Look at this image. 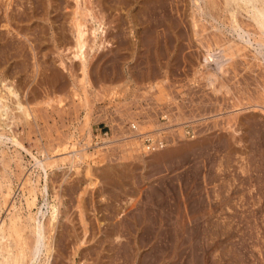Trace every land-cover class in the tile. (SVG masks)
Returning a JSON list of instances; mask_svg holds the SVG:
<instances>
[{"label": "rangeland", "instance_id": "374dc122", "mask_svg": "<svg viewBox=\"0 0 264 264\" xmlns=\"http://www.w3.org/2000/svg\"><path fill=\"white\" fill-rule=\"evenodd\" d=\"M7 1L0 0V22L3 24ZM146 1L133 3L132 13L144 14L149 5ZM184 3L179 1L181 6ZM73 4L72 0H14L9 12L17 13L19 22L12 20L8 24L12 28L0 23V31L4 32L0 34V76H6L8 85H15L17 97L31 107H28L31 114H35L22 121L18 118L16 123L11 121L12 133L35 154H39L37 149L43 144L51 156L52 148L66 140L74 125L78 127L79 135L83 136L85 131L81 121L88 111L92 139H96L92 140V145L97 142L105 146L103 149L99 147L89 158L95 184L87 185L83 168L71 170L65 163L56 175H52L53 184L50 182L47 199L44 201L39 195L38 206L47 214L49 205L46 202L52 201V193L59 189L62 195L60 215H63V223L61 220L52 264H264V108L260 106L264 104V66L252 57L253 49L246 51L249 55L236 57L234 60L237 62L230 63L229 69L221 74L219 79L226 82L227 91L214 92L206 85L202 69L197 71L204 47L187 30L179 11L171 10L172 19L177 23L175 27L181 29V36H175V28L164 29L150 26V23L148 27L141 24L135 32H131V23L126 21L130 6L127 1L87 0L85 5L92 6L98 19L103 15V23L107 27L106 41L109 40L111 45L104 43V47L88 56L91 84L87 89L89 103L84 106L72 90L77 84L80 69L78 64L71 66L72 61L67 57L71 55V49L67 47L72 45L69 20ZM191 4H188V10L192 9ZM109 5L113 7L109 9ZM38 28H41L40 33ZM3 35L11 40L4 48ZM60 57L65 58L67 69L59 64ZM33 67H36L35 70ZM31 74H34L33 77ZM127 78L128 85L122 87ZM162 78L164 80L150 87L151 82ZM219 79L216 81L218 86L221 83ZM118 85L120 89H125L119 91ZM3 86L0 82L2 92L9 93ZM42 97L49 103L36 105L34 100ZM55 97H61L60 101L48 99ZM13 100L7 98L10 107L15 104ZM235 102H239L238 106L233 105ZM14 110L19 112L15 107ZM131 119L139 121L135 122L138 130L130 128ZM239 120L242 121L239 133L244 134L245 140L236 143L231 124L236 126ZM156 124L164 127L160 136H153L164 139L163 148H142L135 152L130 150L129 144L123 147L129 141H121L122 145L120 141L107 146L100 144V137L107 141L109 137L139 133V126L142 131L154 133ZM255 124L257 126L254 127ZM5 130L10 135L11 131ZM142 141L143 145L149 146L154 142L147 137ZM0 150H4L5 160L21 155L22 162L27 164L26 170L34 163L29 153L16 148L10 141L0 144ZM11 161L18 174L20 170L15 160ZM3 166L0 160L1 181L5 179V172L9 171L8 166L6 171ZM15 188L11 194L13 198L7 204L15 202L16 209L25 212L22 191L17 185ZM7 204L0 208L1 219L7 218L13 211ZM80 212L84 213L87 235H83ZM80 238H85V241Z\"/></svg>", "mask_w": 264, "mask_h": 264}, {"label": "bare ground", "instance_id": "6f19581e", "mask_svg": "<svg viewBox=\"0 0 264 264\" xmlns=\"http://www.w3.org/2000/svg\"><path fill=\"white\" fill-rule=\"evenodd\" d=\"M14 0H8L6 2V9L4 14V21L6 25L11 27L10 22L13 20H17V13L9 12L10 5ZM38 1V0H37ZM53 1V0H52ZM60 1V0H59ZM74 2L73 9L71 12L70 25H71V33H72V45L68 46L67 49H71V55H68L71 66H76L78 64V69H80L79 75H77L76 82L73 85V93L75 96H78L80 100L83 102V105L86 106L89 101L88 98V86L91 84L89 78V60L88 56L90 53L96 49L104 47L106 44L111 43L106 41V26L104 25L103 15L98 19V17L94 14V10H92V6H86L83 0H72ZM127 1V5H130L126 14L128 15L127 23H131L129 25V30L131 32H135V29L139 27L141 24H149L150 26L156 27H167V28H175L174 30L175 36L180 34V30H177L176 21H174L173 15L171 12L172 8L176 9L180 13V19L186 23L187 30L191 33L193 37H196L204 47L202 49V55L199 57V66L197 71L204 72V77L206 80V85L210 86L214 92L220 91L222 89H228V85L226 82L222 81L220 78L221 74H224L227 69H229V64L232 62H237L234 60L238 56L249 55L246 51L253 49V58L258 59L264 66V0H182L185 2L184 6L179 4L181 0H149V5H147L146 12H144L146 18L143 20L142 15L137 14L136 12L132 13V4L137 3L138 0H125ZM144 1V0H143ZM142 1V2H143ZM21 2V1H20ZM107 2V1H106ZM113 2V1H112ZM118 2V1H117ZM140 2V1H139ZM138 2V3H139ZM140 2V3H142ZM192 2V9L188 10V4ZM40 3V2H38ZM66 3V2H65ZM116 3V2H115ZM124 3V2H123ZM20 4V3H19ZM55 4V3H54ZM26 5V4H25ZM37 5V4H36ZM90 5V4H89ZM95 5V4H93ZM108 4L106 3V7ZM190 5V6H191ZM22 6V5H21ZM116 6V5H115ZM123 6V5H122ZM113 6L109 5V9ZM16 8V7H15ZM19 8V7H18ZM105 8V7H104ZM3 9V8H2ZM71 9V8H70ZM95 9V8H94ZM108 9V8H106ZM110 11V10H109ZM112 11V10H111ZM36 12V11H35ZM34 14H37L35 13ZM117 12V11H116ZM116 12L114 14H116ZM20 13V12H18ZM97 13V12H96ZM21 14V13H20ZM108 14V13H107ZM57 15V14H56ZM126 15V17H127ZM3 16V15H2ZM38 16V14L36 15ZM22 17V15H21ZM122 17V16H121ZM120 17V19H121ZM179 17V16H178ZM51 18V17H50ZM62 18V17H61ZM3 19V18H2ZM24 19V18H23ZM22 19V20H23ZM29 19V18H28ZM179 19V20H180ZM56 20V19H55ZM53 21V20H52ZM58 21V20H57ZM61 21V20H60ZM114 21V20H113ZM16 22V23H17ZM26 22V21H25ZM122 22V20H121ZM180 22V21H179ZM23 23V22H22ZM112 23V22H111ZM125 23V22H124ZM13 25V24H12ZM20 25V24H19ZM54 25V24H53ZM122 25V23H121ZM124 25V24H123ZM60 26V25H59ZM143 26V25H142ZM147 25L146 27H148ZM24 27V26H23ZM122 27V26H121ZM3 28V27H2ZM12 28V27H11ZM26 28V27H25ZM58 28V25H57ZM145 28V27H143ZM180 28V27H179ZM182 28V27H181ZM14 29V27H13ZM11 29V30H13ZM37 29V28H36ZM41 29V28H40ZM38 28V33L39 30ZM120 29V27H119ZM124 29V28H123ZM150 29V28H149ZM1 30V27H0ZM10 30V29H9ZM15 30V29H14ZM22 30V29H21ZM33 30V29H32ZM57 30V29H56ZM66 30V29H65ZM108 30V29H107ZM121 30V29H120ZM140 30V29H138ZM169 30V31H171ZM177 30V31H176ZM184 30V29H183ZM35 31V30H34ZM41 31V30H40ZM54 31V30H53ZM111 31V30H110ZM187 31V32H188ZM10 32V31H9ZM13 32V31H12ZM11 32V33H12ZM66 32V31H65ZM116 32V31H115ZM127 32V31H126ZM137 32V31H136ZM140 32V31H139ZM149 32V31H148ZM168 32V31H167ZM178 32V33H177ZM184 32V31H183ZM2 32L0 31V34ZM4 33V32H3ZM2 33V34H3ZM8 33V31L6 32ZM172 33V32H171ZM182 33V32H181ZM10 34V33H9ZM60 34V33H59ZM113 34V33H112ZM121 34V33H120ZM16 35V34H14ZM158 35V34H157ZM186 35V34H185ZM56 36V35H55ZM62 36V35H61ZM110 36V35H109ZM112 36V35H111ZM118 36V35H117ZM146 36V34H145ZM170 36V35H169ZM181 36V35H179ZM20 37V36H19ZM31 37V36H30ZM105 37V38H104ZM137 37V36H136ZM18 38V37H17ZM15 38V39H17ZM114 39V38H113ZM122 39V38H121ZM131 39V38H130ZM133 39V38H132ZM137 39V38H136ZM3 48L10 44L11 40L9 37L3 35ZM31 40V39H30ZM111 40V39H110ZM124 40V39H123ZM150 40V38H149ZM164 40V39H163ZM15 41V40H14ZM37 41V40H36ZM172 41V39H171ZM42 42V41H41ZM122 42V41H121ZM126 42V41H125ZM149 42V41H147ZM173 42V41H172ZM187 42V40H186ZM14 43V42H13ZM17 43V42H16ZM150 43V42H149ZM159 43V42H158ZM120 44V43H119ZM122 44V43H121ZM136 44V42H135ZM174 44V43H173ZM15 45V44H14ZM186 45V43H185ZM47 46V45H46ZM56 46V45H55ZM138 46V45H137ZM2 49V45L0 46ZM58 47V45H57ZM125 47V46H124ZM144 47V45H143ZM147 47V46H146ZM189 47V46H188ZM32 48V47H31ZM59 48V47H58ZM127 48V47H126ZM151 49V48H150ZM173 49V45L172 48ZM188 49V48H187ZM30 50V49H29ZM61 50V49H60ZM154 50V49H153ZM158 50V49H157ZM166 50V49H165ZM190 50V49H189ZM146 51V50H145ZM186 51V50H185ZM191 51V50H190ZM31 52V51H30ZM42 52V51H41ZM49 52V51H48ZM144 52V51H143ZM177 52V50H176ZM11 53V52H10ZM61 53V51H60ZM138 53V52H137ZM183 53V51H182ZM182 53L181 56H182ZM13 54V53H12ZM34 54V53H33ZM166 54V53H165ZM179 54V53H178ZM8 56V55H7ZM58 56V55H57ZM30 57V56H29ZM168 56H166L167 58ZM179 57V56H178ZM248 57V56H247ZM2 58V57H1ZM30 59V58H29ZM65 59V58H64ZM63 58L60 57L59 64L62 67L67 69V64L65 63ZM176 59V58H175ZM192 59V58H191ZM2 60V59H1ZM54 60V59H53ZM77 60V61H75ZM171 60V59H170ZM238 60V59H237ZM162 61V60H161ZM49 62V61H48ZM31 63V62H30ZM35 63V61H34ZM186 63V62H185ZM184 63V64H185ZM239 63V62H238ZM11 64V63H10ZM190 66V65H189ZM29 67V66H28ZM39 67V66H38ZM12 68V67H11ZM14 68V67H13ZM32 68V67H30ZM34 68V67H33ZM36 68V67H35ZM34 68V70H35ZM43 68V67H42ZM60 68V67H59ZM252 68V67H250ZM9 69V68H8ZM38 69V68H37ZM40 69V68H39ZM54 69V67H53ZM72 69V68H71ZM257 70V69H256ZM262 70V69H261ZM32 71V70H31ZM37 71V70H36ZM71 71V70H70ZM16 72V71H15ZM77 72V71H76ZM243 72V71H242ZM251 72V71H250ZM35 73V71H34ZM53 73V72H52ZM248 73V72H247ZM26 74V73H25ZM37 74V72H36ZM39 74V73H38ZM200 74V72H199ZM261 74V73H260ZM32 75V74H31ZM34 75V74H33ZM32 75V77H33ZM228 75V74H227ZM230 75V74H229ZM76 76V75H75ZM135 76V75H134ZM245 76V75H244ZM264 76V75H263ZM130 77V76H128ZM137 77V76H136ZM228 77V76H227ZM247 77V76H245ZM39 78V77H38ZM138 78V77H137ZM217 78L221 80L219 86L216 84ZM240 78V77H239ZM19 79V78H18ZM24 79V78H23ZM33 79V78H32ZM47 79V78H45ZM198 79V78H197ZM224 80V78H222ZM245 79V78H244ZM248 79V78H247ZM34 80V79H33ZM36 80V79H35ZM61 80V79H60ZM142 80V79H140ZM144 80V79H143ZM164 80L163 78L160 81L151 82L150 87L156 86L159 82ZM6 81V76L1 78L0 82L7 87V91L9 93H3L0 89V144H6L7 141L12 142L16 148L22 149L29 153L34 159V163L27 168L26 163L22 162V157H9V159L5 160L4 150H0V160H2V164L4 165L5 171L6 166L9 167V171L7 174L5 172V179L3 181L0 180V208L10 200L12 197L15 186L21 189L23 197L25 199V208L26 211L16 209L15 202H12L11 206L13 211L8 215L7 218H0V264H52L54 254L56 253V242L58 238V229L60 222L62 220L61 214V204L63 201L61 199V193L58 190H55L51 197L52 201L46 202L49 205L48 214L42 209V207L38 206L39 195L45 201L48 195V188L50 186L51 178L53 174H57L59 169L65 163H68V168L71 170L78 171L79 168H83L84 174L87 179V185H93L96 183L93 177V170L91 162L89 158L95 154V151L102 148L99 143H95L92 145V130H91V120L89 112L86 111L83 115L81 124L84 125L85 133L83 136H80L78 133V127L74 125L72 129L70 128V132L66 136V140L62 142L60 145L52 148L51 153L49 155V150L43 144L39 146L37 149L38 155L35 154L30 148L26 147L23 141L19 140L15 133H12L11 124L16 123L18 120H25L27 117L32 116L31 110L28 108L27 103L23 102L18 96L17 89L15 85H8ZM12 81V80H11ZM58 81V80H57ZM132 81V80H131ZM204 81V80H203ZM201 81V82H203ZM243 81V80H242ZM48 82V81H47ZM129 79L124 80L122 84L125 87L128 85ZM134 82V81H133ZM199 82V81H198ZM217 82V83H218ZM250 82V81H249ZM52 83V82H51ZM246 83V82H245ZM146 84V83H145ZM29 85V84H28ZM32 85V84H31ZM35 85V84H34ZM52 85V84H51ZM115 85V84H114ZM204 85L203 87H205ZM3 86V87H4ZM49 86V85H48ZM5 87V88H6ZM28 87V86H26ZM30 87V86H29ZM59 87V85H58ZM117 87V86H114ZM242 87V86H241ZM249 87V86H248ZM111 88V87H110ZM123 88V89H125ZM131 88V87H130ZM237 88V87H236ZM47 89V88H46ZM118 89L119 85H118ZM150 89V88H149ZM117 90V89H116ZM251 90V89H250ZM210 91V90H208ZM229 91V90H228ZM245 91V90H244ZM42 92V91H41ZM46 92V91H45ZM48 92V90H47ZM207 92V91H206ZM211 92V91H210ZM230 92V91H229ZM234 92V91H233ZM219 93V92H218ZM249 93V91H248ZM25 94V93H23ZM51 94V93H50ZM221 94V93H220ZM250 94V93H249ZM57 95V94H56ZM211 95V94H210ZM209 95V96H210ZM222 95V94H221ZM226 95V94H225ZM230 95V94H229ZM237 95V94H236ZM52 96V95H51ZM205 96V95H204ZM212 96V95H211ZM239 96V95H238ZM13 100V98H15ZM22 97V96H21ZM53 97V96H52ZM175 97V96H174ZM223 97V95H222ZM231 97V96H230ZM237 97V96H236ZM256 97V96H255ZM8 99L15 101V106L12 107L8 104ZM25 98V96H24ZM61 98V97H60ZM60 98H48L51 100H58ZM213 98V97H212ZM227 98V97H226ZM205 99V98H204ZM207 99V98H206ZM205 99V100H206ZM223 99V98H222ZM241 100V98H239ZM30 100V99H29ZM208 100V99H207ZM210 100V99H209ZM225 100V99H223ZM222 100V101H223ZM233 100V97H232ZM26 101V100H25ZM36 105L38 103H49V100L44 97L34 100ZM204 101V100H203ZM220 101V100H218ZM51 102V101H50ZM224 102V101H223ZM242 102V101H240ZM222 103V102H221ZM225 103V102H224ZM44 104V105H45ZM233 104V103H232ZM239 102H235L238 106ZM34 105V104H33ZM32 105V106H33ZM50 105V104H49ZM43 106V105H42ZM88 106V105H87ZM200 106V105H199ZM204 106V105H203ZM229 106V105H228ZM264 108V104H261ZM13 107H15L18 113L13 111ZM38 107V106H37ZM31 108V107H30ZM35 108V107H34ZM87 108V107H86ZM205 108V107H204ZM228 108V107H227ZM89 109V108H88ZM87 109V110H88ZM207 109V108H206ZM213 109V108H212ZM220 109V108H219ZM36 110V109H35ZM164 110V109H162ZM221 110V109H220ZM212 111V110H211ZM231 111V110H230ZM37 112V111H36ZM207 112V111H206ZM205 112V113H206ZM203 113V112H202ZM209 113V112H208ZM131 114V113H130ZM233 114V113H232ZM235 114V113H234ZM35 115V114H33ZM128 115V114H127ZM236 115V114H235ZM255 115V114H254ZM130 116V115H129ZM216 116V115H215ZM168 117V115H167ZM170 117V116H169ZM168 117V118H169ZM192 117V116H191ZM230 117V116H229ZM255 117V116H254ZM41 118V117H40ZM171 118V117H170ZM232 118V117H230ZM29 119V118H28ZM183 119V118H182ZM188 119V118H187ZM34 120V119H33ZM81 120V119H80ZM171 120V119H170ZM217 120V119H216ZM242 120V119H241ZM252 120V118H251ZM132 121V119H131ZM186 122H189L185 119ZM192 121V120H190ZM194 121V120H193ZM256 121V120H255ZM28 122V121H27ZM31 122V121H30ZM139 122V121H135ZM134 121L131 122V127L133 130H138V126ZM178 122V121H177ZM185 122V123H186ZM214 122V121H213ZM249 122V121H248ZM257 122V121H256ZM255 122V123H256ZM260 121H258L259 123ZM29 123V122H28ZM181 123H184L181 121ZM79 124V125H81ZM219 124V123H218ZM217 124V125H218ZM261 124V123H260ZM263 124V123H262ZM209 125V124H208ZM213 125V124H212ZM232 128V136L235 139L236 143L245 140L244 134L239 133L242 130V121H237L236 126L231 124ZM252 128V123L249 124ZM259 125V124H258ZM211 126V125H210ZM215 126V125H214ZM257 126L256 124L253 125ZM14 127V126H13ZM12 127V128H13ZM29 127V126H28ZM249 127V126H248ZM264 127V126H263ZM83 128V127H82ZM126 128V127H125ZM128 128V127H127ZM210 128V127H209ZM226 128V127H225ZM228 128V127H227ZM8 129L10 135L6 134V130ZM206 129V128H205ZM253 129V128H252ZM258 129V128H256ZM43 130V129H42ZM254 130V129H253ZM20 131V129H19ZM44 131V130H43ZM125 131V130H124ZM147 131V130H146ZM146 131H142L139 126V133L127 134L125 136L115 138V137H106L107 141L103 140L104 137H100V144L108 145V143H112L115 141H129L126 143L127 146L129 144L130 150H141L142 148H150L151 150L157 148H163L164 142L162 138L156 139L154 134L160 136V133L164 131V127H161L160 124H156L154 133H149ZM203 131V130H202ZM205 131V130H204ZM260 131V128H259ZM258 133H261L259 132ZM129 132V130H128ZM247 132V130H246ZM223 133V132H222ZM249 133V132H248ZM251 133H254L251 132ZM264 133V131H263ZM262 133V134H263ZM184 134V133H183ZM28 135V134H26ZM114 135V134H113ZM136 135V136H134ZM144 135V136H143ZM155 135V136H156ZM261 135V134H260ZM260 135H258L260 137ZM264 135V134H263ZM99 136V135H98ZM139 136V137H138ZM222 136V135H221ZM48 137V136H47ZM141 137H143L141 139ZM151 138L154 140L152 144L149 146L143 145L144 138ZM210 137V136H209ZM252 137V136H251ZM46 138V137H45ZM139 138V139H138ZM155 138V139H154ZM172 138V137H171ZM206 138V137H205ZM217 138V137H216ZM221 138V137H220ZM248 139V138H247ZM259 139V138H258ZM257 139V140H258ZM31 140V139H30ZM41 138H39V141ZM96 140V139H95ZM147 140V139H146ZM156 140V141H155ZM221 140V139H220ZM264 140V139H263ZM100 141V140H99ZM133 141V142H131ZM178 140L176 139V142ZM210 141V140H209ZM225 141V140H224ZM223 141V142H224ZM28 142V141H27ZM56 142V139H55ZM146 142V141H145ZM189 142V141H188ZM195 142V141H194ZM257 142V141H256ZM260 142V141H259ZM36 143V142H35ZM41 143V142H40ZM156 143V145H154ZM174 143V142H173ZM183 143V142H182ZM219 143V142H218ZM255 143V142H254ZM263 143V141H262ZM261 143V144H262ZM52 144V143H51ZM59 144V143H58ZM120 144V143H119ZM118 144V145H119ZM190 144V143H189ZM198 144V143H197ZM207 144V143H206ZM225 144V143H224ZM241 144V143H240ZM264 144V143H263ZM46 145V144H45ZM122 145V142L121 144ZM135 148H133L134 146ZM192 145V143H191ZM227 145V144H226ZM94 146H98V148H94ZM148 146V147H147ZM243 146V145H242ZM247 146V145H245ZM263 146V145H260ZM259 146V147H260ZM172 147V146H171ZM174 147V145H173ZM179 147V146H178ZM191 147V146H190ZM211 147V146H209ZM90 148H93L92 150ZM122 148V147H121ZM182 148V147H181ZM193 148V147H192ZM216 148V147H215ZM219 148V147H218ZM224 148V147H223ZM179 149V148H178ZM188 149V148H187ZM190 149V148H189ZM195 149V148H194ZM217 149V148H216ZM227 149V148H226ZM261 149V148H260ZM164 150V149H163ZM170 150V149H169ZM182 150V149H181ZM202 150V149H201ZM207 150V148H206ZM220 150V149H219ZM125 151V149L123 150ZM148 151V150H147ZM146 151V152H147ZM162 151V150H160ZM166 151V149H165ZM194 151V150H193ZM221 151V150H220ZM155 152V151H154ZM153 152V153H154ZM203 152V151H202ZM20 153V151H19ZM50 153V154H51ZM98 153V152H97ZM144 153V152H143ZM152 153V154H153ZM158 155L160 154L157 150ZM189 153V152H188ZM196 153V152H195ZM198 153V152H197ZM156 154V153H155ZM174 154V153H173ZM186 154V153H185ZM190 154V153H189ZM168 156V155H166ZM154 157V156H153ZM169 158V157H168ZM167 158V159H168ZM15 160L16 167L20 170L18 174H16V170L11 165V160ZM162 159V158H160ZM94 160V159H93ZM169 160V159H168ZM31 161V160H30ZM26 164V165H25ZM84 164V165H83ZM35 172V173H34ZM13 175V178H12ZM56 177V176H55ZM66 178V177H64ZM59 179V178H58ZM53 181V179H52ZM62 180H60L61 182ZM64 181V180H63ZM52 183V182H51ZM63 183V182H61ZM53 184V183H52ZM73 185V184H72ZM71 186V185H70ZM53 187V186H52ZM59 187L61 188V184L59 183ZM75 188V187H73ZM70 190V189H68ZM73 190V189H72ZM16 192V190H15ZM157 192V191H154ZM67 194V193H66ZM153 194V193H152ZM155 194V193H154ZM159 194V193H158ZM14 195V194H13ZM13 198V197H12ZM15 198V197H14ZM50 198V197H49ZM154 199V198H153ZM156 200V198H155ZM167 200V199H166ZM15 201V200H14ZM70 201V200H69ZM77 201V200H76ZM169 201V200H168ZM40 202V201H39ZM43 202V201H42ZM22 204V203H19ZM152 204V203H151ZM165 204V203H164ZM170 204V203H169ZM153 205V204H152ZM161 205V204H160ZM163 205V204H162ZM151 206V205H150ZM36 207L34 211L33 208ZM162 207V206H161ZM152 208V207H151ZM151 208H148L152 211ZM163 208V207H162ZM73 209V208H72ZM71 209V210H72ZM171 209V208H170ZM1 210V209H0ZM47 210V209H46ZM83 210V208H82ZM157 210V209H156ZM9 211V209H8ZM68 211V210H67ZM142 211V210H141ZM148 211V210H147ZM6 212V211H5ZM84 212V210H83ZM68 213V212H67ZM79 213V212H78ZM139 213V212H138ZM151 213V212H150ZM160 213V212H159ZM84 213L80 212L79 219L83 228V235H85L86 221L83 216ZM113 214V213H112ZM148 214V213H147ZM158 214V213H157ZM162 214V213H161ZM167 214V213H166ZM107 215V214H106ZM116 215V214H115ZM156 215V214H155ZM163 215V214H162ZM157 216V215H156ZM155 216V218H156ZM166 216V215H165ZM171 216V215H170ZM111 217V216H110ZM138 217V216H137ZM66 218V216H65ZM78 218V217H77ZM147 218V217H146ZM169 218V217H168ZM109 219V218H108ZM113 219V217H112ZM165 219V218H164ZM122 220V219H121ZM150 220V219H149ZM154 221V220H153ZM115 222V221H114ZM63 223V220L62 222ZM88 223V221H87ZM171 223V222H170ZM120 224V223H119ZM167 224V223H166ZM63 225V224H62ZM121 225V224H120ZM65 226V224L63 225ZM88 227V226H87ZM168 227V226H167ZM171 227V226H170ZM81 228V227H80ZM147 228V227H145ZM151 228V227H150ZM165 228V227H163ZM169 228V227H168ZM61 229V228H60ZM102 229V228H101ZM118 228L117 231H119ZM166 230V229H165ZM163 231V230H162ZM150 232V231H149ZM167 232V231H166ZM60 233V232H59ZM114 233V232H113ZM120 233V231L118 232ZM171 233V232H170ZM116 234V233H115ZM87 235V233H86ZM113 235V234H112ZM118 235V234H117ZM64 236V235H62ZM145 236V235H144ZM164 237V236H163ZM161 238V237H160ZM81 239V238H80ZM83 239V238H82ZM81 239V240H82ZM85 239V238H84ZM83 239V240H84ZM119 239V238H118ZM104 240V239H103ZM61 241V240H60ZM85 241V240H84ZM102 241V240H101ZM115 242V240H114ZM159 242V241H158ZM84 243V242H83ZM96 243V242H95ZM59 244V243H58ZM77 244V243H76ZM115 244V243H114ZM235 244V243H234ZM78 245V244H77ZM76 245V246H77ZM100 245V244H99ZM130 245V244H129ZM158 245V244H157ZM162 245V244H161ZM244 245V244H243ZM79 246V245H78ZM168 246V245H167ZM236 246V244H235ZM112 247V246H111ZM165 247V246H164ZM169 247V246H168ZM240 247V246H239ZM92 248V246H91ZM120 248V247H119ZM159 248V247H158ZM224 248V247H223ZM226 248V247H225ZM131 249V248H130ZM153 249V248H152ZM78 250V249H77ZM122 250V249H121ZM129 250V249H128ZM76 249L74 250V252ZM157 251V250H156ZM233 251V250H232ZM60 252V251H59ZM62 252V251H61ZM116 252V251H115ZM241 252V251H240ZM121 253V252H120ZM222 253V252H221ZM63 254V253H61ZM74 254V253H73ZM111 254V253H110ZM229 254V253H228ZM154 255V254H153ZM62 256V255H61ZM124 256V255H122ZM151 256V255H150ZM235 257V256H234ZM116 258V257H114ZM145 258V257H144ZM155 259V258H154ZM230 259V258H229ZM264 259V258H263ZM238 261V260H237ZM149 262V261H148ZM73 263V262H72ZM234 264V263H233ZM236 264V263H235Z\"/></svg>", "mask_w": 264, "mask_h": 264}, {"label": "built area", "instance_id": "2783aa9c", "mask_svg": "<svg viewBox=\"0 0 264 264\" xmlns=\"http://www.w3.org/2000/svg\"><path fill=\"white\" fill-rule=\"evenodd\" d=\"M151 144H152V143H151ZM151 144H150V145H151ZM154 145H156V143H155Z\"/></svg>", "mask_w": 264, "mask_h": 264}]
</instances>
